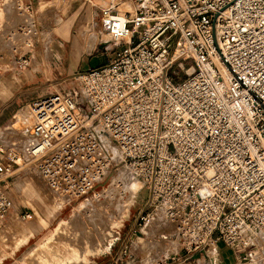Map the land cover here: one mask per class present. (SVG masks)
Here are the masks:
<instances>
[{"label":"built area","instance_id":"1","mask_svg":"<svg viewBox=\"0 0 264 264\" xmlns=\"http://www.w3.org/2000/svg\"><path fill=\"white\" fill-rule=\"evenodd\" d=\"M25 1L6 0L30 11ZM130 1L133 12L114 0L101 8L103 33L125 45L118 57L77 74L79 92L27 104L21 142L0 133V230L20 160L78 200L104 181L116 149L188 254L223 242L246 259L264 237V0ZM181 60L192 71L175 81Z\"/></svg>","mask_w":264,"mask_h":264},{"label":"rangeland","instance_id":"2","mask_svg":"<svg viewBox=\"0 0 264 264\" xmlns=\"http://www.w3.org/2000/svg\"><path fill=\"white\" fill-rule=\"evenodd\" d=\"M108 2L110 0H35L30 12L27 8L13 11L7 2L0 7V23L3 24L0 84L13 78L15 84L7 86L6 83L7 87L3 89L8 94L12 89L16 90L14 97H0V133L5 134L4 145L22 141L20 130L28 124L22 113L27 104L57 92H79L74 79L77 74L104 66L121 53L125 45L110 42L102 31L101 8ZM122 2L114 0L121 6ZM60 49H66L65 55H59ZM23 58L29 60L26 67L20 65ZM172 71L175 81L183 80L191 73L192 62H176ZM19 119L22 123L18 125ZM29 141V136L24 139V147L30 144ZM18 152L22 153L21 150ZM22 162L20 171L6 185L18 208L23 213L33 210L35 216L33 220L25 221L15 211L9 214L0 230V264L28 244L35 234L30 226L34 223L39 228L46 225L49 230L38 245L23 249L18 257L22 264H230L219 258V252L223 250L232 254L223 242L217 243L211 253L210 245L200 253L188 254L175 227L165 218L157 223L159 212L152 216L154 206H150V194L138 178L141 187L133 203H130L124 182L112 187L116 179L125 176L128 168L118 156L104 181L78 200L51 192L37 163L29 165L24 158ZM58 203L60 206L56 210ZM146 215L149 216L146 218ZM107 227L115 232L116 240L107 251L92 253L91 242L85 239L92 231L105 237ZM255 244L246 251V259H242L241 253V261L232 259L233 264H264V241L261 240L259 245L258 240ZM81 251L87 253V260L79 258Z\"/></svg>","mask_w":264,"mask_h":264},{"label":"bare ground","instance_id":"3","mask_svg":"<svg viewBox=\"0 0 264 264\" xmlns=\"http://www.w3.org/2000/svg\"><path fill=\"white\" fill-rule=\"evenodd\" d=\"M116 2V1H115ZM132 3V2H131ZM131 3H126V4H123L122 6L120 5V10L121 11H123V12H125V11H131V12H133L134 11V6L131 4ZM129 4V5H128ZM124 7V8H123ZM108 37V39H110V37L109 36H107ZM25 111V110H24ZM23 115H25L26 116V112H23L22 113ZM20 123H22V120H20L19 119V121H18V125L20 124ZM24 123V122H23ZM22 125V124H21ZM20 125V126H21ZM23 127V126H22ZM29 143L31 144V139H30V141H29ZM113 155H114V158L115 157H117L119 154H118V152H117V150L116 149H113ZM119 157V156H118ZM118 160V159H117ZM23 159L22 160H20V163H22L23 164ZM125 176H121V177H119L118 179H116L115 180V182H114V184H113V186L112 187H114L118 182H124L125 183V185H126V190H127V192L129 193V200H130V203H133V199H135V196H136V194H137V192H139V189H140V187H141V184H140V182H138V180H137V178H136V176H135V174H134V172L131 170V169H129V167L127 168V170L125 171ZM137 180V181H136ZM86 198H88V197H86ZM60 200V199H59ZM60 202L62 203V201L60 200ZM60 206V204L58 203L56 206H55V209L56 208H58ZM54 208V207H53ZM55 209H53V210H55ZM57 210V209H56ZM127 210V209H126ZM128 211V210H127ZM129 212V211H128ZM164 220V216L162 215V213L161 212H159L158 213V215H157V223H160V222H162ZM156 223V224H157ZM164 223V222H163ZM151 224V223H150ZM112 225V224H111ZM150 226V225H149ZM149 229L150 228H148L147 229V233L148 234H150L149 233ZM104 229H102V231H103ZM59 231V230H58ZM106 232H105V237L103 236V237H100L99 235H97L96 233H93V231H92V233L90 232L89 234H88V238L87 239H85V241H89V242H91V252L92 253H94V252H101V251H107L108 249H110V247L112 246V242H114L115 240H116V238H117V235L115 234V232L112 230V228L111 227H107L106 228V230H105ZM165 232V231H164ZM58 233V232H57ZM119 234V233H118ZM261 240H263L264 241V237L263 236H261L260 238H259V245H260V241ZM49 241V240H48ZM78 243V242H77ZM75 243H73L72 245H74ZM83 244V243H82ZM81 244V245H82ZM45 245H47V244H45ZM79 246H80V244H78ZM41 247H45V246H41ZM216 248V246L214 245V244H211V246H210V249H209V253H211V249L212 248ZM74 248V247H73ZM77 249V248H76ZM81 249V248H80ZM76 252V251H75ZM82 252V251H81ZM85 252V251H84ZM86 253V252H85ZM253 254V253H252ZM78 255H79V253H78ZM163 255V254H162ZM165 255H169L168 254V252H165ZM164 256V255H163ZM76 257V256H75ZM74 257V258H75ZM83 258L84 260H87V253L86 254H83V252H82V255L80 254V256H79V258ZM166 257V256H165ZM161 258V257H160ZM159 259V258H158ZM252 260H253V256H252Z\"/></svg>","mask_w":264,"mask_h":264},{"label":"crops","instance_id":"4","mask_svg":"<svg viewBox=\"0 0 264 264\" xmlns=\"http://www.w3.org/2000/svg\"><path fill=\"white\" fill-rule=\"evenodd\" d=\"M123 1V0H122ZM126 1H128V2H126V3H131V1L130 0H126ZM5 2H6V0H0V7L2 8V7H4L6 4H5ZM126 3H124V1L122 2V5L123 4H126ZM25 4H26V6L28 7V6H30V5H34V4H36L35 3V0H26L25 1ZM42 3H40V5H41ZM132 4V3H131ZM133 5V4H132ZM8 7H10L11 8V10H13V11H19V10H17L16 8H15V6H13V5H7ZM29 11V10H28ZM30 12V11H29ZM1 25H0V32H2V28H3V24L2 23H0ZM65 52H66V49H60L59 51H58V53H59V55L61 56V55H65ZM8 85H7V84ZM15 84V81L13 80V78H10L9 80L7 79V81L5 82V84H4V82L2 81L1 82V84H0V97L2 96L3 98L5 97V99H6V97L7 96H11L12 95V97H14L15 95H16V90H14V89H12V91L10 92V94H8V93H6V91H4V87H7V86H13ZM7 85V86H6ZM44 97V96H43ZM38 98H42V97H38ZM17 116V115H16ZM15 116V117H16ZM14 117V118H15ZM14 211L17 213V214H21V213H23L22 211H21V209L20 208H18V206L16 205V207H15V209H14ZM6 224V223H5ZM32 228H34V232H35V234H34V236L30 239V241L28 242V244L26 245V246H24L21 250H19V251H17L12 257H8V258H5L4 259V261L1 263V264H22L21 263V259L20 258H18L19 257V255H20V253L23 251V249L25 250V249H27L28 247H33V246H36V245H38L40 242H42V240H43V238H45V236L47 235V231L49 230V228H47L46 227V225L45 226H43L42 228H39V226H38V224L37 223H34V224H31L30 225ZM225 250H223V251H221V252H219L220 253V259L223 261H229V263L230 264H233V262H232V259H234L235 261H238V262H240L241 261V259H240V256L239 255H236L235 253H233L232 252V254H229L228 255V253H227V251H225ZM223 264H225V263H223Z\"/></svg>","mask_w":264,"mask_h":264}]
</instances>
